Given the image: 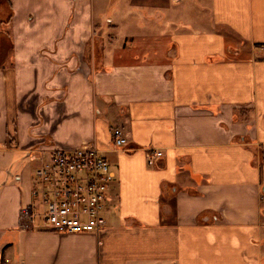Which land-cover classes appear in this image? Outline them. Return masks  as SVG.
Segmentation results:
<instances>
[{"label":"crops","instance_id":"0c3cea01","mask_svg":"<svg viewBox=\"0 0 264 264\" xmlns=\"http://www.w3.org/2000/svg\"><path fill=\"white\" fill-rule=\"evenodd\" d=\"M3 14L0 166L86 144L114 177L104 227L75 234L23 228L33 177L10 215L1 181L0 264H264V0H0ZM156 36L163 50L130 43Z\"/></svg>","mask_w":264,"mask_h":264},{"label":"built area","instance_id":"2783aa9c","mask_svg":"<svg viewBox=\"0 0 264 264\" xmlns=\"http://www.w3.org/2000/svg\"><path fill=\"white\" fill-rule=\"evenodd\" d=\"M111 143L115 148L127 144L120 129L112 130ZM160 156L159 151L148 152L147 163ZM36 158L40 163L32 179L31 201L18 211L20 225L57 233H98L105 225L103 209L114 177L104 156L84 144L51 148Z\"/></svg>","mask_w":264,"mask_h":264},{"label":"rangeland","instance_id":"374dc122","mask_svg":"<svg viewBox=\"0 0 264 264\" xmlns=\"http://www.w3.org/2000/svg\"><path fill=\"white\" fill-rule=\"evenodd\" d=\"M156 0H132V2L134 3H139V5H144L147 3H153ZM7 17V15L5 16V14H3L2 16H0V19H5ZM107 17L109 18L110 16H106L105 13L103 15V19ZM3 28V27H1ZM2 31V29H1ZM155 38L158 39H153V40H145V43L142 41H134V42H130L134 44V49L138 50V49H144L142 47H150V45H152L151 47L153 49H155V51L158 50H163L164 46L167 45L169 42L168 40L170 39V37H167V39L164 38H159L158 36H156ZM106 42V41H105ZM122 42V41H121ZM120 42V44H121ZM125 44L128 43V41H124ZM128 44L127 46H130L131 44ZM4 44V41H2V45ZM106 45L107 42H106ZM90 48H91V53H93V48H94V43L92 42L90 44ZM126 49V48H125ZM99 51V49H98ZM159 53V52H158ZM13 157V156H12ZM14 162L13 163H8V159H6V161L1 160V166H0V182L1 181H6V188L3 189V192L6 193V198H5V202L3 203V207L4 210L7 212L8 215L12 214L16 205L14 204L15 198H14V191L19 189V186L21 185V188L23 191L27 192L28 191V187H29V179H31L34 176V171L36 169V167L38 166V161H30L25 154L23 153H18V154H14L13 157ZM3 162V163H2ZM16 176L19 177L21 183L17 182L15 180ZM33 179V178H32ZM1 192V191H0ZM2 195V194H1ZM0 195V196H1Z\"/></svg>","mask_w":264,"mask_h":264},{"label":"water","instance_id":"95a60500","mask_svg":"<svg viewBox=\"0 0 264 264\" xmlns=\"http://www.w3.org/2000/svg\"><path fill=\"white\" fill-rule=\"evenodd\" d=\"M261 192L264 194V183L261 186Z\"/></svg>","mask_w":264,"mask_h":264},{"label":"trees","instance_id":"16d2710c","mask_svg":"<svg viewBox=\"0 0 264 264\" xmlns=\"http://www.w3.org/2000/svg\"><path fill=\"white\" fill-rule=\"evenodd\" d=\"M7 1H9V0H7Z\"/></svg>","mask_w":264,"mask_h":264}]
</instances>
